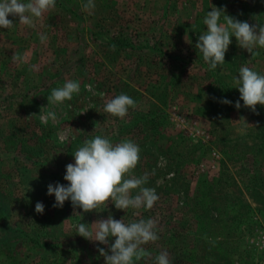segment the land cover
I'll return each instance as SVG.
<instances>
[{
    "label": "rangeland",
    "instance_id": "374dc122",
    "mask_svg": "<svg viewBox=\"0 0 264 264\" xmlns=\"http://www.w3.org/2000/svg\"><path fill=\"white\" fill-rule=\"evenodd\" d=\"M85 3L56 0L35 28L11 16L15 26L0 28V264H105L99 242L75 226L109 212L158 222L160 239L145 245L153 258L167 250L172 264H264V106H234L239 68L264 74V48L252 56L233 36L222 68L209 70L195 47L212 7L264 22V0H94L91 11ZM68 80L80 93L49 105ZM122 93L137 107L124 119L104 112ZM42 107L57 113L55 123L40 121ZM97 135L140 146L135 175L148 173L145 186L159 196L151 210L53 207L47 186L68 184L73 153Z\"/></svg>",
    "mask_w": 264,
    "mask_h": 264
},
{
    "label": "clouds",
    "instance_id": "9594fccd",
    "mask_svg": "<svg viewBox=\"0 0 264 264\" xmlns=\"http://www.w3.org/2000/svg\"><path fill=\"white\" fill-rule=\"evenodd\" d=\"M55 6L56 0H0V28L12 29L15 26L16 22L10 16L18 18L21 25L35 28L37 21ZM94 8V0H87L83 5L86 11ZM203 23L206 31L199 35L195 47L209 65V70H215L218 66L222 68L233 36L238 46L252 56L256 54V48H264V22L242 21L227 14L226 9L215 6L207 11ZM40 39L43 43L47 37L42 34ZM185 40L191 43L187 36ZM13 59L19 60V54L14 53ZM234 82L240 93L239 99L235 101L236 109L242 107L241 100L243 107L252 112H257L258 104L264 106V74L247 65L241 66ZM87 87L91 90V85ZM80 90L78 81L68 80L62 87L52 89L48 95L49 105H62L66 100L70 101L74 94L78 95ZM220 102L233 103L226 98ZM136 107L137 102L122 93L105 101L104 112L124 119L129 109ZM39 119L45 125L49 120L55 123L57 113L50 110L43 114L42 107ZM246 127L247 124L238 130L243 134ZM64 140L65 136L60 134L59 141L63 143ZM140 153V146L128 138L118 143L101 135L86 139L73 153L75 162L66 165L64 180L68 184L57 182L47 186V194L55 196L53 207L62 208L65 201L70 200L74 209H82L84 213L103 212L110 204L126 213L129 209L151 210L159 196L155 188L145 186L149 180L148 173L135 175L141 159ZM35 211L43 214L45 205L37 202ZM135 214L139 215L138 212ZM75 227L80 236L94 243L99 242L97 249L100 256L104 257L105 264H137L141 260L151 261V264H172L167 250L160 251L153 258V254L145 247L160 239L155 219L139 218L126 223L123 217L116 219L109 212L106 219L100 218L91 224L81 222ZM112 238L114 243L111 242ZM101 244L107 248L100 247Z\"/></svg>",
    "mask_w": 264,
    "mask_h": 264
},
{
    "label": "trees",
    "instance_id": "16d2710c",
    "mask_svg": "<svg viewBox=\"0 0 264 264\" xmlns=\"http://www.w3.org/2000/svg\"><path fill=\"white\" fill-rule=\"evenodd\" d=\"M113 39H116V40H111V36L108 37V41H109V43H111V44H115L116 46L119 45V40H118V38H113Z\"/></svg>",
    "mask_w": 264,
    "mask_h": 264
}]
</instances>
